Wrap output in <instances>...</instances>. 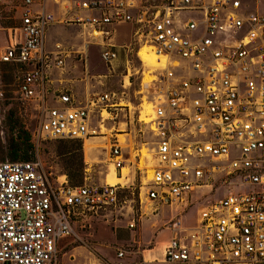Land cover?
<instances>
[{
    "label": "built area",
    "instance_id": "obj_1",
    "mask_svg": "<svg viewBox=\"0 0 264 264\" xmlns=\"http://www.w3.org/2000/svg\"><path fill=\"white\" fill-rule=\"evenodd\" d=\"M45 1L36 9L37 0H19V22L0 48V62L13 68L16 100L33 112L42 139H107L108 159L121 173L122 147L103 129L107 120L129 116L130 106L113 92L78 102L68 89L53 86L52 72L63 71L68 58L85 66L87 44L75 53L58 41L46 47L45 33L57 20ZM244 4L81 0L74 7L86 14L69 21L92 30L106 66L122 53L128 79L130 53L143 65L140 50L160 64L148 71L154 74L150 81H144V72L141 79V86L153 89L152 117L146 122L139 109L137 122L150 124L155 138L146 171L150 177L141 187L144 198L183 211L194 192L211 187L213 175L222 171L231 185L250 188L200 207L188 227L172 223L161 256L117 248L116 264H264V13ZM72 9L66 8L64 17ZM120 23L136 26L128 45L112 42L113 27ZM108 130L123 133L115 126ZM122 187L90 182L86 172L83 183L72 186L66 175L53 179L39 160L1 161L0 264H55L58 242L75 235L81 218L113 212ZM134 226V220L128 224Z\"/></svg>",
    "mask_w": 264,
    "mask_h": 264
},
{
    "label": "rangeland",
    "instance_id": "obj_2",
    "mask_svg": "<svg viewBox=\"0 0 264 264\" xmlns=\"http://www.w3.org/2000/svg\"><path fill=\"white\" fill-rule=\"evenodd\" d=\"M42 1L37 0L36 9ZM79 1L68 0L65 5L54 3L53 0L45 1V9L57 20L45 33V45L49 48L58 41L75 53L82 51L87 44L85 66L78 62L77 68L82 73L80 78L83 77V82L90 86V93L113 92L118 101L130 106L129 116L119 115L115 122L107 120V130L103 129L106 136H114V140L121 145L126 158L125 166L121 173L114 172L108 159V148L101 146L107 139L96 138L94 141L98 147L89 148L93 140L80 144L77 141L38 137L33 112L29 108H21L16 100L13 68L1 62L0 162L39 160L45 170L53 173V179L66 175L72 186L83 183L84 172L90 182L119 183L123 186L119 192V206L113 212H105L94 218H81L85 220L83 222L78 220L75 235L61 242L62 249L55 264H116L114 253L117 248L133 252L146 250V254L150 252L159 256L158 246L168 241L171 236L168 227L172 223L180 222V227H188L194 223L200 207L223 195L248 192L250 188L231 185V178H225L222 171L213 175L209 182L211 187L194 192L192 203L183 207V211L181 207L161 206L144 198L141 187L146 175L150 177V172L146 171L150 166L155 138L150 124L139 125L137 116L138 110L142 109V119L148 122L152 117L149 101L153 89L141 86V79L144 72V81H150L154 74L148 71L155 67L150 64L141 65L134 52L129 55L133 75L128 79L124 77L126 64L122 53L118 60L106 66L100 59L102 47L98 38L91 33L92 30L69 21L75 15L85 14H77L74 10ZM242 1L248 8L264 13V0ZM19 3V0H0V48L7 41L9 28L19 22ZM69 7L73 9L64 17ZM135 31L136 26L132 23L117 24L113 27L112 42L115 45H128L135 40ZM68 62L74 64L71 59ZM93 124H97V118H94ZM112 126L121 128L123 133L114 135L113 130H108ZM67 147L74 148L76 158L73 165L67 163L70 159V153L65 151ZM116 176L121 178L120 182ZM133 220L135 226L130 229L128 224ZM149 249L152 250L147 251Z\"/></svg>",
    "mask_w": 264,
    "mask_h": 264
},
{
    "label": "crops",
    "instance_id": "obj_3",
    "mask_svg": "<svg viewBox=\"0 0 264 264\" xmlns=\"http://www.w3.org/2000/svg\"><path fill=\"white\" fill-rule=\"evenodd\" d=\"M79 12H82V11H76L77 14ZM84 13L86 14V12H83V14ZM123 57H124V61H125V56L123 55ZM70 59L72 60V62H74V64L68 62ZM77 64H78V61H75V59H73L72 57L68 58L67 59V66L65 67V69L63 71H53L51 74V78H52L54 87H64V88L68 89L75 96V98L77 99L78 102H84L87 99V97L91 94L90 93V86L87 83L83 82V77L80 78L82 73H81V71H79V68H77ZM143 65H144V63H143ZM95 139L96 138L87 139V140H93L90 142L91 146L89 148H94V147L97 148L98 147L97 142L94 141ZM101 146H104L105 148H107L106 142H103ZM117 179H119V178L117 177ZM119 180H121V178ZM75 227H76V224H75ZM67 238H70V237H67ZM67 238H64V239H67ZM64 239H62L58 242L59 252L62 249L61 242ZM163 245H164L163 242H161V244L158 246V249H159L158 255L159 256H161V250H162Z\"/></svg>",
    "mask_w": 264,
    "mask_h": 264
},
{
    "label": "bare ground",
    "instance_id": "obj_4",
    "mask_svg": "<svg viewBox=\"0 0 264 264\" xmlns=\"http://www.w3.org/2000/svg\"><path fill=\"white\" fill-rule=\"evenodd\" d=\"M140 59L144 64H150L154 66L155 68L158 67L160 64L156 63V56H154L152 53H148L146 50H140L138 53ZM120 182V180H118Z\"/></svg>",
    "mask_w": 264,
    "mask_h": 264
},
{
    "label": "trees",
    "instance_id": "obj_5",
    "mask_svg": "<svg viewBox=\"0 0 264 264\" xmlns=\"http://www.w3.org/2000/svg\"><path fill=\"white\" fill-rule=\"evenodd\" d=\"M23 135H24V133H22ZM68 141H77V140H68ZM78 143H80L81 144V142L80 141H77ZM65 151H66V153H70V159L68 160V164H70V165H73V163H74V159L76 158V154H75V151H74V148H69V147H67L66 149H65ZM69 175V174H68ZM73 176V175H72Z\"/></svg>",
    "mask_w": 264,
    "mask_h": 264
}]
</instances>
